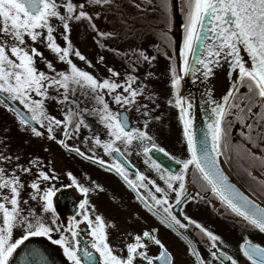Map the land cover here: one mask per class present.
Instances as JSON below:
<instances>
[{
  "label": "snow or ice",
  "instance_id": "snow-or-ice-1",
  "mask_svg": "<svg viewBox=\"0 0 264 264\" xmlns=\"http://www.w3.org/2000/svg\"><path fill=\"white\" fill-rule=\"evenodd\" d=\"M112 2L113 0H83V2L79 0L76 2L74 0H0V103L5 99L19 101L30 116H25L12 106H9V110L20 117L19 122L22 125L35 122L40 128L45 129L48 138L52 140H56L54 131L60 129L64 139L59 140L58 143L81 156L85 153L79 148L69 146L66 140L73 139L81 129L91 132V126L87 122L89 117L95 118L103 126L109 139L102 141L99 135L95 134L89 138L110 156L125 155L121 147L117 146L118 144L128 149L134 143L139 146L153 141V137L146 131L150 121L145 122L143 129L131 127L127 115L132 106L138 105L136 111L139 113L143 108V115L149 116L148 104L140 103L139 100L140 97H145L147 85L138 83L139 77L130 73L121 80V73L112 68H107L109 73L107 78H99L78 67L73 60L74 57L83 61L88 67H94L91 61L74 47L70 39L71 23L87 21L89 27L97 32L98 36L110 37V33L100 32L96 28L93 16L86 10V5L103 6L110 5ZM144 2L151 5L153 0H144ZM185 5L187 23L184 26L186 35L183 76H187L192 70L189 55L199 51L200 43H203L206 57L194 59V63L201 65L205 70L203 75L210 76L213 72L212 66L218 65L221 57L225 60L230 58L238 83L224 98V104L217 105L213 110L216 119L208 125L212 137V149L211 151L205 149L204 154L200 156L197 152L196 136L192 129L193 122L189 111L192 104L188 102L185 106V100L179 96L183 77L175 67H172V86L176 90L175 107L180 110V119L183 122L184 136L191 152V159L183 163L184 173L167 176V188L176 193L175 205H181L185 199H195L187 193L185 188L187 170L190 165H194L203 180L232 213L242 217L251 226L264 233V207H260L236 190L217 166V157L221 154L222 141L226 135L224 121L234 114L232 109L237 110L235 118L246 129L242 135H245V138L256 148L264 149V130L261 128L264 125V0H185ZM135 7L140 8V5L136 4ZM159 7L167 13L168 0H160ZM61 9L64 11L61 12ZM53 19L59 21L60 27L63 28L62 32H57V27L52 24ZM206 21L210 25L208 32L212 33L214 38V45L211 47L201 34ZM57 35L64 41L63 46L57 42ZM38 42L43 43L55 55L59 63L66 65V69L58 70L52 61L32 46ZM100 46L103 47V45ZM242 49L247 54V61L241 55ZM134 55L137 57L136 63L151 64L156 59L144 50ZM36 58L44 63L47 71L36 67ZM98 62L102 63L103 57H100ZM196 70L199 71V69ZM240 88H244L245 92L239 93ZM49 90L56 95H49ZM234 93L239 94V101L236 100ZM146 98L154 102L151 94ZM229 98L233 100V103H228ZM46 100H55L57 104L64 106L60 109L61 119L47 113ZM113 105L119 106L123 111H113ZM255 107H258L260 111L253 112ZM30 130L36 137L45 134L35 126H32ZM149 151L151 149L145 146V154ZM247 151L256 158L251 148ZM86 158L92 159V157ZM12 159L11 156L0 151V264H10L13 253L30 236H50V233L54 231L53 227L39 219L33 224L29 220V214H25L21 208V203L27 204L26 200L21 201V193L25 187L21 175L32 173L34 167L37 169V178L29 185L34 190L31 199H42L43 211L50 213L56 211L53 205L56 190L51 186L42 189L41 184L57 177L42 170L43 165L38 160L30 161L27 167L17 164L9 169L5 165L10 164ZM15 159L19 160V157ZM260 159L264 160V157ZM93 162H98L101 166H105L106 163L103 160ZM153 167L159 170V165L153 164ZM106 170H114L134 191H139L140 188L148 189L147 199H150L152 203L147 206L152 209L162 208L166 215L161 216V219L169 227L172 223L179 225L180 228L187 227L173 214V205L169 203L168 192L159 186H155L154 192L149 188V184L155 185V181L145 183L147 178L142 174H137L135 180L129 179L128 169L120 160L106 165ZM18 172L20 175L17 174ZM68 175L72 183L77 184L76 178L71 173ZM161 178L164 179L163 176ZM174 182L178 183V187ZM77 186L87 197L90 189ZM156 193H163V198L158 197ZM141 199L145 197L142 196ZM88 203L89 201L85 199L80 208L85 209ZM184 219L194 224L208 238L211 248H218L217 241L220 237L204 229L199 223L189 220L188 217L185 216ZM80 223L87 225L88 234L93 238L91 247L99 254L102 264H136L138 259L141 264H174V258L161 240L148 231L133 236V242L125 245L126 257L117 255L108 242L107 231L109 227H115V225L106 224L104 217L100 215H96L93 219L87 211L84 212L82 220L74 219L72 226L68 228L74 243L67 236L53 240V243L64 247L68 259L73 264H81V257L77 254L80 251V241L75 239L79 235ZM18 224L25 225L28 232L22 239L13 241V231ZM151 245L158 246L162 251L158 255L150 256ZM84 255L90 261L97 260L91 252L84 251ZM192 255L196 257V264H211L210 261H205L194 248ZM210 255L213 260L219 261V264H224L225 259L231 261V264H237L232 257H225L222 252L210 251ZM244 255L252 261V264H257L254 256L260 257L259 264H264V248L256 246L249 251L245 247Z\"/></svg>",
  "mask_w": 264,
  "mask_h": 264
},
{
  "label": "flooded vegetation",
  "instance_id": "flooded-vegetation-1",
  "mask_svg": "<svg viewBox=\"0 0 264 264\" xmlns=\"http://www.w3.org/2000/svg\"><path fill=\"white\" fill-rule=\"evenodd\" d=\"M182 10L185 5V0H179ZM123 5H126L125 7ZM103 14H108L110 18L113 16L115 22L119 24L118 36L116 42L118 47H121V40L125 37L122 36L125 33L122 31L126 25V14H160L158 10H140L135 7L130 0H113L110 5H103ZM186 6V5H185ZM128 8V9H127ZM169 14V13H167ZM161 18H157L155 24L151 23L150 31H147L149 35L165 42L169 41V49L165 44L148 42L142 44L141 49L147 52L149 56H155L156 59L151 64L140 62L136 63L137 57L128 59L130 66L128 67L127 74H133L139 78H148L146 74L153 72L156 74V80L159 78V84L161 91L154 94L153 92L146 91L145 97H140V103H147L149 107V116L143 115L144 109L138 113L136 107L132 106L127 112L131 127L143 129V125L146 121L148 126L146 131L149 135L157 137L162 140L164 146L174 149L180 158H176L165 148L157 146L154 140L151 143L137 146L135 143L128 149H124L123 145H117L125 152L124 156L118 154L108 155L105 153L102 147L96 146L93 139L88 140H72L66 143L69 146L79 148L81 152L85 153L84 156L77 155L73 151L64 149L57 141L58 152V185L55 190L58 189V199L53 197V205L56 209L55 213H51L55 220L57 234L54 236H30L23 244L13 253L10 259V264H14L17 256L23 251L24 244L30 241H38V243H45L49 245L52 254L58 259V264H73L68 259L64 251V247L53 243V240L60 239L62 236H67L70 241L74 243L71 233L68 228L72 226L74 219L80 221L83 218L85 211L95 219L96 215L104 217L106 224H114L115 227H109L107 229L109 236V244L116 251L117 255L127 256L125 245L131 243L132 237L137 234H142L145 231L152 232L164 246L168 252L174 258V264H196V257L192 255V249H196L205 261H210L211 264H219V261L213 260L210 251L222 252L225 257H232L237 264H252L244 255V245L248 248L259 246L264 248V233L251 226L242 217L232 213L231 210L220 200V198L212 191L211 187L203 180L202 176L194 171L195 166L190 165L185 180V188L187 193L194 196L195 199H185L181 205H175L176 193L167 188L166 178L169 174H182L184 173L183 163L191 159L190 150L184 136L183 122L180 119V110L175 107L176 90L172 86V67H176V59L174 54V44L170 39V35L166 26H169V22L162 23ZM160 24V25H159ZM166 25V26H165ZM109 30H111L109 28ZM163 39V40H162ZM165 39V40H164ZM184 37H182V43L180 46V57L183 68V52H184ZM31 44V41H29ZM112 44V43H111ZM103 45L102 49L108 52L110 57L114 58L118 62H111L110 58L106 61L110 66L105 65V74L100 78H107L109 73L107 68H112L121 73L120 79L123 80L127 67H118L122 62L126 61V49L121 50L116 47H109L108 49ZM115 45V44H113ZM139 47V46H138ZM156 51V53H155ZM164 51H166L164 53ZM137 52V51H136ZM138 53V52H137ZM105 54V53H104ZM114 66V68H113ZM135 68V70H133ZM243 89V88H242ZM160 93V94H159ZM239 93H244L239 91ZM151 94L154 102H150L146 97ZM239 96V94H237ZM179 96L181 97L180 90ZM239 101L240 98L236 97ZM171 101V103H169ZM9 109V104L5 99L2 102ZM228 103H233L230 98ZM2 105V104H1ZM3 106V105H2ZM2 112L9 116L8 111L3 106ZM113 111H123L119 106H112ZM236 109H232L234 113L224 121L226 129V135L222 141V160L233 175V177L244 187L253 197H255L261 203H264V160L260 157H264V149L256 148L251 144L242 132H246V129L236 120ZM258 107L253 108V112H259ZM30 116V115H29ZM11 119H17L18 125L22 126L26 132V135H34L31 132V125H22L19 121L20 118L14 111H11ZM158 118V119H157ZM160 125V129L156 128ZM251 123V121H247ZM35 124V122H34ZM98 122L94 125L98 126ZM11 127L12 124H0V151L5 155L11 156L12 162L5 165L9 169L14 168L17 164L29 166L28 158L23 156L21 159V149L14 148L13 140L9 137V129L4 128ZM35 127L36 124L34 125ZM101 128L102 125H101ZM100 128V129H101ZM264 130V125L261 126ZM176 130L180 136H171L170 130ZM103 130V133L101 132ZM99 130L97 128L92 129L93 134L88 135L92 137L94 134L104 135L102 141H106L109 137L105 134V129ZM175 131V132H176ZM97 132V133H96ZM174 132V133H175ZM31 133V134H30ZM62 135V133H61ZM156 137V135H155ZM35 141V140H34ZM41 148H43V139L40 140ZM155 147L157 149H163V152L169 155L173 160L179 163V168L172 172L166 171L159 166V170L153 167V164L158 165L152 160V158L144 152V147ZM251 148L252 153L256 158H253L247 151ZM16 151V153H15ZM87 153H86V152ZM19 157V160L15 158ZM73 159H72V158ZM86 157H92L88 159ZM94 160L105 161V166H101ZM116 160H120L125 164L128 169L129 179L135 180L137 174L144 175L148 181H155V185L149 184V188L154 192L155 186L163 188L168 192L169 203L173 205V214L181 220L182 223L187 225L186 228H180L179 225L172 223L169 227L162 219L161 216H165L162 208L152 209L147 205L152 202L148 198V189L140 188L139 191H134L114 170H106V165L114 163ZM43 165L44 171H46V161L38 159ZM56 169V167H55ZM37 169L34 167L33 172L26 175H21V180L27 179V185L21 193V201H27V204L21 203V208L25 214H29V220L35 224L39 219L47 224V212L43 211V201L38 198L32 200L31 196L34 194L29 185L37 178ZM69 173L76 178L77 184H73ZM20 175V173H17ZM164 177L162 179L161 177ZM23 182V180H22ZM25 184V183H24ZM178 187V183L174 182ZM88 187L90 192L87 197L80 191V187ZM42 189L45 188V182L41 184ZM102 189V190H100ZM160 198H163V193H156ZM145 199H141V197ZM87 199L89 201L85 209H81L80 205ZM147 200V204H146ZM94 209V210H93ZM159 213V214H157ZM188 217L189 220L195 221L203 226L204 229L211 231L214 235L220 237L217 241L218 248H211V242L204 234L195 227L194 224H190L184 217ZM171 223V221H169ZM28 232V229L23 224H18L13 231V241L22 239ZM79 235L75 239L80 241V251L77 253L81 257V264H102L99 254L95 252V249L91 247L93 238L88 234L87 225L85 223L79 224ZM249 244V245H247ZM35 252L41 254L40 248H35ZM84 251L93 253L97 258L96 261H90L87 256L84 255ZM162 251L158 246L151 245L149 255L155 256ZM136 264H141L138 259ZM224 264H231V261L224 260ZM259 264V261H257Z\"/></svg>",
  "mask_w": 264,
  "mask_h": 264
},
{
  "label": "rangeland",
  "instance_id": "rangeland-1",
  "mask_svg": "<svg viewBox=\"0 0 264 264\" xmlns=\"http://www.w3.org/2000/svg\"><path fill=\"white\" fill-rule=\"evenodd\" d=\"M76 2V0H74ZM79 2H83V0H79ZM130 3L133 5L139 4L141 11L142 10H158L160 14H126V27L124 30H122L125 34L122 36H125L120 42L122 44L121 47H118L116 42H119L117 40L118 36V27L119 24L115 22V19L113 16L110 18L108 14H103V9L104 6H95V5H86V10L89 12L90 15L93 16V23L96 25V28L100 32L104 33H110V37L108 38H101L100 36L97 35V32L93 31L91 27H89V24L87 21H81V22H72L71 23V36L70 39L76 49H78L86 58L87 60L91 61V63L94 65V67H88L87 64H85L83 61H79L78 59L73 57L74 62L80 67L81 69L88 71L92 73L95 76H98L99 78L105 74L106 68L104 67L105 65L110 66L111 62H118L114 58L118 57H110L108 55V52H105L102 47L100 46L101 44L104 43L106 45L105 47L108 49L109 47H116L120 48L121 50L126 49V61L122 62L120 65L117 63L118 67L120 68L127 67V71L125 75L128 72V67L130 66L129 62H127L128 59L134 58L135 55L134 53L139 52L138 48L141 49L142 44L148 43V42H154V43H162L165 44L167 47L169 46V41L166 40L165 42L158 40L155 37H152L151 35L148 34L147 31H150V26L151 23L156 22L157 18H161L162 23H165L166 21L169 22V26H166L168 33L170 35V39L172 40V36L170 33L175 31V17L173 14H167L162 8L159 7L160 0H153V3L151 5L147 4L144 2V0H130ZM124 7L126 5H123ZM184 11L182 10L181 4L178 0V15L180 18L179 25L181 28L182 32V37L185 39L186 31H185V24L187 23V18H186V13H187V8L184 5L183 6ZM128 9V8H127ZM64 10L61 9V12ZM172 15V17H171ZM168 16V19H167ZM160 23V24H162ZM52 24L57 27V32H62L63 28L60 27L59 21L56 19L52 20ZM159 24V25H160ZM163 25V24H162ZM109 28L111 30H109ZM151 32V31H150ZM56 35V33H54ZM163 40V39H162ZM165 40V39H164ZM184 41V40H183ZM57 42L60 43L62 46L64 44V41L60 38L59 35H57ZM112 43V44H111ZM115 44V45H113ZM36 47L40 52L44 54V56L53 62V64L56 66L58 70H65L66 65L59 63L53 53H51L46 46L43 43H36L32 45ZM139 46V47H138ZM169 49V47H168ZM137 51V52H136ZM166 51H164L165 53ZM105 53V54H104ZM156 53V51H155ZM100 57H103V62L100 63L98 62L100 60ZM110 58V62L108 59ZM108 61L110 65L106 62ZM36 67L39 70L42 71H47V69L44 66V63L40 61L39 58H36ZM114 68V66H113ZM151 75H149L148 78H139L138 83H142L147 85L146 91L153 92L154 94L158 93L161 91L160 89V84H159V78H160V73H156L159 75V78L156 80V74L153 72H150ZM160 94V93H159ZM34 95V94H33ZM49 95H56L55 92L49 90ZM36 99H40V97H35ZM17 106L22 108L28 115L30 113L27 112L26 109L23 108V105L19 103V101H13ZM6 108L8 111V115L4 114L1 110L3 107L2 105ZM45 107L46 111L49 115L54 116L58 119L62 118V113L60 109L64 106L57 104L55 100H46L45 101ZM11 111L4 105L3 103H0V124H12L11 127H6L9 129V137L13 140L14 143V148H18V150L21 149L20 155L21 159L25 160L23 156H26L28 158V161H33V160H38L42 159L43 161H46V171L50 175H54L57 177V179H54L50 182H45V188L51 186L53 188H56L58 185V155L60 154L56 148L57 147V141L61 137V130L56 129L54 131V135L56 136V140H52L48 138V133L45 131V129L40 128L39 125L36 124L37 128L45 132V134L41 137H36L35 135L28 136L24 132L25 129L18 125V120L17 119H11L10 118ZM87 122L90 124L91 129L97 128L99 130H102L101 125L98 124V126H95L94 123L98 122L95 118L89 117L87 118ZM99 123V122H98ZM156 128L160 129V125L156 122L155 123ZM103 127V126H102ZM101 128V129H100ZM176 130H170L169 133L170 135L173 136L174 134L177 135L178 137L180 136L179 132ZM103 133V130L101 131ZM175 132V133H174ZM97 133V132H96ZM93 134L92 130L91 132L86 130V129H81V131L74 136L73 139H69L68 142H71L72 140H88L90 139L88 135ZM95 135H98L95 134ZM156 135V137H155ZM153 137L154 142L157 144V146L165 148L168 150L171 154H173L174 157L180 158L178 153L174 149H170L169 147L164 146V143L160 138L157 137V134H155ZM104 135H100V139H103ZM43 139V148L39 147L41 146L40 140ZM35 140V141H34ZM86 152V151H85ZM16 153V151H15ZM87 153V152H86ZM72 158V157H71ZM73 159V158H72ZM56 167V169H55ZM27 177L22 179L25 185H27ZM47 225L50 227L54 228V231L50 233L51 236H54L57 234V228H56V223H53L54 218L52 217V214L50 212H47Z\"/></svg>",
  "mask_w": 264,
  "mask_h": 264
},
{
  "label": "water",
  "instance_id": "water-1",
  "mask_svg": "<svg viewBox=\"0 0 264 264\" xmlns=\"http://www.w3.org/2000/svg\"><path fill=\"white\" fill-rule=\"evenodd\" d=\"M177 6L178 0H169V10L171 12L170 14H173V16L175 17V31L170 34L172 36V42L174 44L177 72L180 73L183 77L180 85L181 98L185 100V106H187L188 102L192 104V107L189 110L193 122L192 129L196 136L198 155L202 156L205 149L209 151H211L212 149V137L208 125L213 123L216 119L213 110L217 107V105L222 106L224 104V98L233 91L238 82V77L237 74L232 70L230 58L228 60H225L223 57H221L218 65L212 66V74L205 77L203 75V72L205 71L203 67L194 63L195 58L206 57L203 43H200L199 51H196L194 55H189V63L192 65V70H190L187 76H183V68L180 57L182 32L179 25L180 18L178 15ZM209 26L210 25H208L206 21V26L202 30L201 34L202 36H204V39L211 47L214 45V38L213 34L208 32ZM241 55L246 61L248 60L247 54L243 51V49L241 50ZM196 69H199V71H197ZM6 100L10 106L15 107L25 116H28L25 111L18 107L14 102L9 99ZM29 125L34 126L35 124L34 122H30ZM61 139H64L62 135ZM63 148L66 149L65 147ZM150 149L151 151L148 152V155L162 169L172 172L179 168V163L173 160L163 151H160L155 147H150ZM213 154L215 155V153ZM217 166L222 171V173L228 177L229 183L234 185L236 190L251 199L260 207H264V203H261L255 197H253L233 177V175L225 166L221 154L217 157ZM56 197L58 199V189L56 190ZM24 247L25 248L23 249V251H21V253L17 256L14 264H58V259L52 254L49 245L45 243H38V241H30L26 242L24 244ZM245 247L246 246L244 245V249ZM249 247L250 248L247 247V249L251 251L253 247L251 245H249ZM35 248H40L42 253L39 254L35 252ZM254 258L256 259V261L260 262V257L254 256Z\"/></svg>",
  "mask_w": 264,
  "mask_h": 264
},
{
  "label": "trees",
  "instance_id": "trees-1",
  "mask_svg": "<svg viewBox=\"0 0 264 264\" xmlns=\"http://www.w3.org/2000/svg\"><path fill=\"white\" fill-rule=\"evenodd\" d=\"M168 7H169V0H168ZM167 13H169V11H168ZM167 19H168V16H167ZM239 91H243V92H245V89H244V88H243V89L240 88ZM234 95H235L236 97H239V98H240V96H238L237 93H234ZM194 171L197 172L196 169H194Z\"/></svg>",
  "mask_w": 264,
  "mask_h": 264
}]
</instances>
